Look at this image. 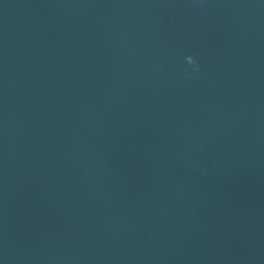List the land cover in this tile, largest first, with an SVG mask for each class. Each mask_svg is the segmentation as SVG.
<instances>
[{
	"label": "water",
	"instance_id": "obj_1",
	"mask_svg": "<svg viewBox=\"0 0 264 264\" xmlns=\"http://www.w3.org/2000/svg\"><path fill=\"white\" fill-rule=\"evenodd\" d=\"M0 264H264V0H0Z\"/></svg>",
	"mask_w": 264,
	"mask_h": 264
},
{
	"label": "clouds",
	"instance_id": "obj_2",
	"mask_svg": "<svg viewBox=\"0 0 264 264\" xmlns=\"http://www.w3.org/2000/svg\"><path fill=\"white\" fill-rule=\"evenodd\" d=\"M185 59H186V61L188 63H193V60H192V57L191 56H187V57H185Z\"/></svg>",
	"mask_w": 264,
	"mask_h": 264
}]
</instances>
